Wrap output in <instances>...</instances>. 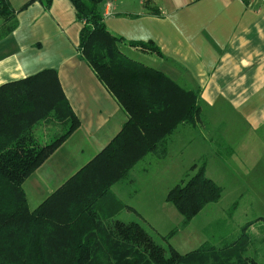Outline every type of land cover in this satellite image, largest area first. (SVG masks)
Masks as SVG:
<instances>
[{
  "label": "trees",
  "instance_id": "obj_1",
  "mask_svg": "<svg viewBox=\"0 0 264 264\" xmlns=\"http://www.w3.org/2000/svg\"><path fill=\"white\" fill-rule=\"evenodd\" d=\"M40 1L45 7L51 3ZM68 1L82 23L79 56L112 94L126 121L105 147L31 210L24 181L79 122L54 70L0 86V264H261L258 257L245 254L244 241L223 248L205 242L182 255L169 244L165 247L137 219L101 213L102 199L112 185L147 154L164 157L165 140L179 124L199 123V95L119 50L125 41L106 29L100 11L103 3L113 0ZM0 15L6 23L12 19L8 0H0ZM126 43L156 51L151 42ZM51 119L64 131L42 144L34 129ZM194 165L193 175L166 195L183 225L222 193L219 185L205 178L204 162L198 168ZM170 234L162 240L166 242Z\"/></svg>",
  "mask_w": 264,
  "mask_h": 264
},
{
  "label": "crops",
  "instance_id": "obj_2",
  "mask_svg": "<svg viewBox=\"0 0 264 264\" xmlns=\"http://www.w3.org/2000/svg\"><path fill=\"white\" fill-rule=\"evenodd\" d=\"M8 2L12 19L6 23L0 15V86L54 70L79 122L27 177V205L33 210L110 142L126 115L79 56L82 23L71 2L51 0L48 7L40 0ZM100 11L106 29L125 41L119 50L126 57L198 92L202 140L210 141L221 131L218 135L231 146V158L243 164L233 170L246 171L249 179H264V4L259 0H113L103 3ZM131 41L151 42L156 51L126 43ZM185 124L192 126L178 127ZM132 169L107 191L100 205L103 215L133 219L131 214L129 219L120 216L123 206L138 212L140 205L132 197L136 191L122 182L132 181L128 178Z\"/></svg>",
  "mask_w": 264,
  "mask_h": 264
},
{
  "label": "rangeland",
  "instance_id": "obj_3",
  "mask_svg": "<svg viewBox=\"0 0 264 264\" xmlns=\"http://www.w3.org/2000/svg\"><path fill=\"white\" fill-rule=\"evenodd\" d=\"M199 125H181L165 140L167 155L147 154L133 167L131 176L128 175L132 181L122 182L136 191V194L132 192V197L140 208L135 212L122 205L125 211L120 216L129 219L131 214L165 247L169 244L182 255L205 242L223 248L244 241L248 247L245 254L258 257L264 264V179H249L246 171L233 170L232 167L238 169L243 164L231 158V146L225 145L218 135L221 131L215 132L212 140L205 141ZM63 131L64 128L52 119L34 129L42 144L49 143ZM203 162L205 178L219 185L222 193L216 202L205 205L187 225H183V217L172 203L166 201V195L171 188L183 184L193 175L192 165L198 168ZM258 165L263 166V163ZM23 189L27 195V179ZM29 204L30 207L35 205L32 200ZM168 234L167 241H163L162 237Z\"/></svg>",
  "mask_w": 264,
  "mask_h": 264
},
{
  "label": "built area",
  "instance_id": "obj_4",
  "mask_svg": "<svg viewBox=\"0 0 264 264\" xmlns=\"http://www.w3.org/2000/svg\"><path fill=\"white\" fill-rule=\"evenodd\" d=\"M243 1H245V0H243ZM259 1L264 4V0H259Z\"/></svg>",
  "mask_w": 264,
  "mask_h": 264
}]
</instances>
